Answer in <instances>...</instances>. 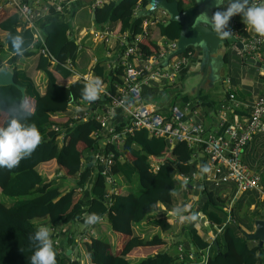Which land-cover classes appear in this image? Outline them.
Instances as JSON below:
<instances>
[{"label": "trees", "instance_id": "1", "mask_svg": "<svg viewBox=\"0 0 264 264\" xmlns=\"http://www.w3.org/2000/svg\"><path fill=\"white\" fill-rule=\"evenodd\" d=\"M195 1L187 5L185 0H179L180 10L185 11L194 6ZM252 1L250 0V3ZM147 4V0H110L94 8L95 24L98 28L110 26L119 34L127 32L133 39L143 32L144 21L152 18L136 16L138 6L143 8ZM58 14L60 13L55 7L50 6V12L46 15L49 17L45 16L39 21L43 26L42 33L46 38L47 48L55 59L51 61L50 57L40 54L37 68L43 71L47 78L46 92L42 94L35 80L17 66L21 56L30 57L35 54L31 51L34 43L33 31L22 28L21 18L15 10L8 11L4 6L0 8V69L5 67L6 61L12 68L16 84L25 89L24 97L23 92L16 86L0 87V127L6 126L7 108L11 103L23 105L26 113H30L26 122L35 123L43 138L39 147L29 158L23 159L18 167L11 170L0 168V264H30L29 257L35 247L29 236L40 227V222L36 221L47 219L48 223L45 224L48 227L63 223L71 226L74 231V224L92 213L97 214L100 219L107 217L112 231L124 235V239L120 241L122 250L115 252L113 244L105 235L92 237L90 243H85L90 264H180L177 257L168 252H158L138 262H132L129 258L136 248L165 244L161 236L145 239L135 235L134 226L146 220L157 204H162L167 210L172 211L170 208L174 204V194L182 184L176 176L192 175L198 171V161H193L192 158L195 151L184 142H177L171 149L167 139L150 136L147 130L136 131L127 136L121 149L115 145L107 147L108 151H116L114 174L119 177V185L122 182L126 184L127 191L114 195L110 205L106 197L108 190L105 179L98 174L96 180L93 179V187L89 190L91 199L89 193L78 192L76 188L84 186L94 170L89 164L82 170L81 161L87 154L99 149L100 142L93 137V133L98 131L101 125L95 116L86 120L69 118L65 122L54 119V115L65 112L72 101L77 103L84 100L82 90L87 84L78 80L66 87L58 82L53 73L54 70L63 77L70 78L72 72L69 64L75 62L78 55L75 39L68 36L70 24L63 20H53L47 24V21ZM165 23L160 22L155 26L164 40L162 44L152 40L153 27L149 29L151 34L139 41V49L145 59L161 51L167 52L172 43L179 39L180 23L172 22L168 26H165ZM237 24L240 33L247 36L244 24ZM16 38H19L20 51L14 47L13 42ZM190 52H193L192 47L184 55ZM103 71L104 66L97 64L94 73L102 76ZM123 76L124 67L120 65L111 75L104 77L111 94H115L118 87L122 86ZM70 99L71 102L68 104ZM187 100L184 99V102ZM30 101L35 103L33 109L28 106ZM99 102L105 104L110 102V98L106 96L105 101L100 99ZM55 125L60 126L65 133L62 141L60 139L62 131L54 130ZM162 156L165 160L159 162V169L155 171L151 165V157L159 159ZM55 160L57 164L52 163ZM206 162V159H201L203 167ZM41 165L48 173L61 170L66 177H77L75 185L72 188H65L60 183L62 179H66L65 177H61L59 181L48 182L38 171ZM79 172L80 175H77ZM135 175L139 179L138 186L135 184ZM254 201H247L245 196L236 200L232 207V216L236 221L228 222V212L225 210L227 197L218 196L205 184L199 210L222 229L220 233L215 230L216 237L211 245V255L207 264H264V248H261L258 242L248 239L241 219L246 211L251 212L254 217L261 216L264 205L259 201L252 210ZM243 209L245 212L242 213ZM193 216L195 219L189 218L188 225L182 229L183 232H188L189 238L187 244H182L186 251H190L192 246L198 253L210 243L197 229L196 213ZM167 219L166 214L154 219L152 225L159 227L163 232H170L173 226ZM66 242L67 246L74 243L69 237ZM215 242L219 249L216 248ZM68 259L67 254L61 257L56 255L57 264H80L77 260L71 263Z\"/></svg>", "mask_w": 264, "mask_h": 264}, {"label": "built area", "instance_id": "2", "mask_svg": "<svg viewBox=\"0 0 264 264\" xmlns=\"http://www.w3.org/2000/svg\"><path fill=\"white\" fill-rule=\"evenodd\" d=\"M94 7L101 6L105 0H92ZM110 1V0H109ZM187 5H190L194 0H185ZM259 4L261 0H253L252 3ZM7 5L15 9L21 18L22 28L31 29L34 34V43L31 50H37L39 54L50 57L51 61H55L47 48L46 38L42 30L38 26L39 21L48 15L50 6H54L55 10L63 14L65 10L66 0H55L51 4H46L42 0H7ZM141 8L138 6V9ZM168 16L166 11H161L160 14L146 19L143 23V32L132 39L131 45L128 46L126 54L122 59L121 66L124 67L123 84L118 87L115 94L108 93L110 102L101 112L90 111L89 109L82 110L83 115H79L75 120H86L95 116L96 121L101 125V128L93 133V137L98 139L100 147L94 153L87 154L83 159V167L87 165L88 161L93 166L94 172L91 177L96 180L100 174L106 183L108 190L107 199L109 204H112V197L114 195L122 194L119 190L118 175L114 174V165L116 163V151L107 150V147L115 145L121 149L126 142L128 135L134 134L136 131L147 130L150 136L165 138L168 140L170 148L172 149L177 142H184L190 149H194L192 155L193 161L197 160L198 171L192 175H181L182 181L186 184L190 191H199L205 188L206 182L213 184L215 187H222L231 183H235L240 193H247L256 191L264 200V186L262 184V177L259 172H253L243 160L246 148L254 139L255 135L263 128L264 121V96L258 98L252 106V111L249 118L235 123H222L223 131L221 133L210 134L206 136L202 123L198 122L195 116L186 118V108L183 111L178 106L171 109L169 115H164L157 108L148 104L142 98V88L144 85H151L152 83H174L178 78L181 70L190 64L194 52H190L184 56H177L173 58L169 65L164 68V61L162 60L167 54L177 48V41L172 43L167 52L161 51L148 59H145L139 49V41L148 37L149 29L163 21V17ZM237 23H232L229 29L232 35L238 38L243 44V51L245 54L259 58L261 56V49L264 45V37H259L255 33L245 36L241 34ZM110 26H107L108 28ZM21 28V29H22ZM72 31H68V35L72 36ZM124 35V34H123ZM264 76V72H263ZM163 82V83H164ZM233 99L234 95L231 94ZM117 109H122L126 120L120 125H115L112 122L114 114ZM118 127H121L119 130ZM54 130H61L60 139L65 137L64 131L60 126H53ZM122 159V157H121ZM201 159H206V165L209 168L208 172H202L203 168ZM153 167L158 170V164L154 163ZM51 181L60 179L62 172L48 175ZM80 175V174H79ZM93 179L84 186L77 188V191L84 193L93 187ZM198 196V195H195ZM199 197V196H198ZM228 212V222L235 223V218L232 216V208H225ZM198 216V228L213 227L217 229L218 233L222 229L218 228L216 224L212 223L202 212L196 209ZM170 220L171 224H180L181 216L172 214ZM191 217V215H190ZM189 217L187 216V219ZM182 221H186L183 219ZM84 230L87 232L78 233L71 231L70 228L64 224L59 226H51V234L54 235L53 243L58 248L60 254L64 253L66 249L62 247V240L68 238L74 240L77 244L74 246V255L70 259L84 264L78 252H82V243L90 240V236L95 233V224H82ZM197 228V229H198ZM69 234V236H68ZM207 241L210 245L196 254L191 246L190 251H186L184 245L179 242L176 245L177 259L180 264H207L211 255V245L214 243L216 232L211 231L207 234ZM202 256V260L198 261Z\"/></svg>", "mask_w": 264, "mask_h": 264}, {"label": "crops", "instance_id": "3", "mask_svg": "<svg viewBox=\"0 0 264 264\" xmlns=\"http://www.w3.org/2000/svg\"><path fill=\"white\" fill-rule=\"evenodd\" d=\"M42 1L46 4L55 2V0ZM108 1L109 0H105V2ZM6 2L7 0H0V8L4 6L8 8V11L15 10L13 7L8 6ZM227 3L228 1L225 3V7L227 6ZM65 5L64 13L58 14L54 18L50 19V21H47V24L52 23L53 20H63L68 22L71 26L70 30L72 31V36H68L75 39V42L78 46V55L75 62H71L72 69L70 71L72 72V75L70 78H65L62 76V74L54 70L53 73L58 82L66 87H69L72 83L80 80V78H88L90 81L99 78L101 84L100 98L98 100L89 102L84 99L77 103H73L72 101V104L69 105L65 112L54 115V119L60 120L62 122L67 121L69 118L75 120L77 116L83 115L84 112H82V110L84 109H90L92 112H101L103 108L108 106L107 104L109 102L105 104L99 102L100 99L105 101L107 94L110 93L108 83L105 82L104 77L111 75L113 71L121 65L120 62L124 58L126 50L128 46L131 45L132 41V39L129 37V33L127 32L123 35L119 34L111 27L106 28L107 26H105L104 28H98L96 26L94 19L95 7L92 0H66ZM142 9L143 8L141 7L136 10V16ZM160 13L161 11H158L156 15ZM48 17L49 16H46V18ZM167 20L168 16H164L163 21L167 22ZM233 23H242L241 16L235 15ZM38 26L43 31L41 22H39ZM155 26H153V28L151 27V38L153 41L162 44L164 40ZM249 32L250 34H253L251 31ZM31 51L35 52V54L30 57L21 56V58L17 61V66L22 70H25L35 80L41 93L44 94L46 92L47 78L45 73L41 70H38L37 68L40 54L37 50ZM220 53L224 55L226 60L221 71L220 81H214L212 77V69H210L208 74L203 78V72H200L199 68L200 57L196 56V53H193L190 64L181 70V72L178 74L176 82L165 83L163 81L164 83L162 82L144 85L142 88L143 100L157 108L158 111L164 115H169L171 109L174 106H178L183 111L188 108L189 111L186 112L187 115L185 119L195 116L197 121L202 123L206 136L210 134L221 133L223 131L221 127L222 123H235L249 118L252 111V106L254 105L255 101L258 98L264 96V45L262 46L260 52L261 56L259 58L245 54L243 47L240 48L237 44L228 45L227 50L225 52L221 50ZM252 60H254V62H251ZM259 62L261 65L258 64ZM97 64L104 66L102 76H97L94 73V69ZM5 67L10 70L12 69L9 65H7L6 61ZM164 68H166V65ZM231 94L234 95L233 99L230 98ZM184 99H188L187 102H184ZM70 102L71 99L69 100L68 104ZM34 105L35 103L30 101L28 106H31V109H33ZM125 120L126 118L124 117L123 110L117 109L114 114V118L112 119L113 124L120 125L124 123ZM259 132L260 133L256 135V138H254V140L251 142L254 143L253 150L255 149V151L259 154L260 161L262 162L263 170L260 174L262 177V184L264 186V121L263 128ZM257 147H262L263 150L259 151L257 150ZM154 160V158H151L152 166ZM57 172H61V170H58ZM176 177L180 178L178 175ZM206 183L208 187V182ZM231 184H234L236 187L235 196L231 199L229 198L230 191L232 190L230 188V184L224 185V187H228L229 190L223 195H218V193H216L218 196L228 198L227 200L229 202L226 204L228 208L232 207L235 201H238L244 195V193H240L238 191L235 183ZM126 187V185H120V192L124 193L126 191ZM179 188L180 190L174 194V209L179 206L177 209L179 211L171 209L172 211H169L168 215L170 217L169 221L173 217V212L177 216H180L183 209L182 205L185 206L183 209L185 212L183 214L185 215H182L179 219V222L181 223V220L183 219H186L187 221V216L190 217L191 215L192 217L194 215L193 213H195L196 209H198L199 201L201 199V192L190 191L189 189H186L183 184H181ZM251 192L256 193V199L252 204L251 209L254 210L256 207L255 203L259 201L264 205V200L260 197V194L256 191ZM195 195H198L199 197ZM165 211L166 206L157 204L153 209V212H157V216L150 218L148 221L144 220L142 223L135 225V235L141 236V238L151 239L154 236H161L158 235L159 233H166L163 232L159 227L150 225L154 219L163 217ZM258 219H264V209L262 210L261 216L255 217V222ZM107 223L109 224L106 217L101 223H99L97 231L101 235H105V237L110 239L112 244L115 240L113 248L115 252H118L122 250V244L120 241L124 239V235L114 232L112 229L110 231ZM76 228L77 230H82L83 226L78 225L77 227H74V229ZM208 228L209 227H204L201 229L198 228L200 235L205 236L208 233L211 234V231L215 232L213 227V230L208 232L205 231ZM149 229L152 230L155 235L146 236ZM253 229H256L255 224L253 225ZM246 231L252 233L255 230L249 231L246 229ZM170 233L173 234L171 230ZM162 237L163 234L161 238ZM168 238L171 239V244H169L170 246H175L180 242L176 236L169 235ZM168 238H162L165 240V244L161 246L139 247L134 249L131 252L129 259L131 261L134 259V262H138L142 258L158 253L159 249L166 245V240H168ZM175 250L177 255V248H175ZM69 254L71 255V253Z\"/></svg>", "mask_w": 264, "mask_h": 264}, {"label": "clouds", "instance_id": "4", "mask_svg": "<svg viewBox=\"0 0 264 264\" xmlns=\"http://www.w3.org/2000/svg\"><path fill=\"white\" fill-rule=\"evenodd\" d=\"M225 3H226L225 0H214V6L216 7L217 10L214 11L211 14V16H209L207 11H203L199 13L198 16L196 17L195 23L210 26L211 31L215 33L216 36L220 40H225L232 36V31L229 29V27L233 23L232 21L231 25L229 26V22L231 18L235 15H240L241 22L245 25V28L247 30L255 33L259 37H264V0H261L259 4L254 3V2L250 3V0H228L226 7H225ZM219 9H223V10H219ZM159 11H162V10H159ZM156 13L152 15L151 17L155 16ZM18 40L19 38H16V40H14L13 43H14V47L17 48V51H20ZM69 66L71 67L70 69H72L71 63L69 64ZM80 80L87 83L84 89L82 90L83 98L89 102L98 100L100 98V84H101V81L99 80V78H96L92 81H90L88 78H80ZM7 113H8V120L6 122V126L0 127V168H7L11 170L13 168L18 167L20 162L23 159L29 158L32 155V153L42 143L43 138L35 123L26 122L27 117L28 115H30V113H26V110L24 109L23 105L17 106L15 103H11L9 107L7 108ZM162 157H160L159 159H155L153 162V164L154 163L158 164V168H159V162L165 160V159H162ZM54 162L57 164L56 160ZM82 162H83V159L81 161V166H82V170H84L85 166L83 167ZM87 164H91V163L88 161ZM90 166L93 167L92 165ZM38 171L46 177L48 182H51L54 180H58V181L60 180V179L53 178L51 181H49L50 179L46 175V173L48 172L46 171L43 165L38 167ZM94 171L95 170H92V172ZM201 171L206 173L209 171V168L207 166H204L201 169ZM53 173L56 174V171ZM53 173H48V175H52ZM79 174L80 172L77 175ZM181 175L182 174H178V176H181ZM61 177H66V176L63 173ZM66 178H73V177H66ZM176 178L182 182V184L184 185L186 189L189 188L182 181L181 177L180 178L176 177ZM92 179L93 178L90 176L88 179V182ZM118 184H119V177H118ZM84 193H89V190ZM201 194H202V191H201ZM89 197L91 199L90 193H89ZM199 204H200V201H199ZM225 208H228V207L226 206ZM198 210H199V206H198ZM195 213L193 214L195 215ZM182 215H185V214H180V216ZM167 216H168L167 222L171 226L174 225L170 223L169 221L170 217L168 214ZM189 218L195 219V216H192ZM83 219H86V220L82 221ZM103 219H100V217L97 214L92 213L88 217L85 215L81 219V221L74 224V227L75 226L77 227L78 225H82V224L92 225L96 223L95 233L90 236V240L87 242V243H90L92 237H97L96 227L97 225H99V223L103 221ZM188 219H187V222H188ZM61 224L63 223H60L59 225ZM68 227L70 228L69 230L71 231L72 227L71 226H68ZM50 228L51 227L40 226L39 228L35 230V232L32 235L29 236V240L35 247V250L33 251L32 255L29 257L30 264H57L56 255L61 257V255L67 254V256L69 257L68 261H70V259L74 255V251L72 249H74V246L77 243L74 242L70 246H67L66 240L68 238L67 237L64 238L62 240V247L63 249H66V251L60 254L58 251V248L53 243L52 239H54V235L51 234ZM75 230L77 231L76 233L81 231V230H77V228L74 229V231ZM82 232L85 233L87 231L82 229ZM203 237L206 238L208 237V235H205ZM71 241H74V240H71ZM256 242L259 243V241H256ZM176 245L174 246L175 248H176ZM81 246L85 248V243H82ZM68 251H71L70 252L71 255L68 253ZM77 256L80 257V252L77 253ZM88 263H90L89 259H88Z\"/></svg>", "mask_w": 264, "mask_h": 264}, {"label": "water", "instance_id": "5", "mask_svg": "<svg viewBox=\"0 0 264 264\" xmlns=\"http://www.w3.org/2000/svg\"><path fill=\"white\" fill-rule=\"evenodd\" d=\"M148 4L138 12L137 16H152L159 10L166 11L168 20L165 26L172 22H178L181 25L180 36L177 41V48L167 54L163 59L164 65L168 66L170 61L182 54H185L190 47L196 56L200 57V72H203V78L210 69H212V77L214 81L221 80V71L225 64V57L220 53L227 50L228 45L237 44L240 48L243 47L241 41L235 36L228 39L220 40L215 33L210 29V26L204 24H196L195 20L199 13L207 11L209 16L216 11L214 0H196L195 5L185 11H181L179 7V0L170 2L169 0H147ZM226 2V0H225ZM221 10V9H219ZM233 16L229 22V26L234 20ZM96 13L94 12V19ZM251 62H254L252 60ZM258 64L261 65L259 62ZM264 67V66H263ZM2 86H16L23 92L25 97V89L15 82L14 73L12 70L3 67L0 69V87ZM165 159V157H162ZM91 165V164H89ZM256 229L254 233L245 232L249 240L259 241L261 248H264V219H258L255 222ZM215 246L219 249L217 242ZM71 251H68L70 253Z\"/></svg>", "mask_w": 264, "mask_h": 264}, {"label": "rangeland", "instance_id": "6", "mask_svg": "<svg viewBox=\"0 0 264 264\" xmlns=\"http://www.w3.org/2000/svg\"><path fill=\"white\" fill-rule=\"evenodd\" d=\"M260 132H258L256 135H258ZM256 135L254 138H256ZM254 140V139H253ZM253 145L254 143L251 142V144L249 145V147L247 148V150L245 151L244 153V156H243V160L248 164V166L250 167L251 170H254L253 172H259V173H262V162L260 161V156L259 154L255 151V149L253 150ZM81 148H83V146H81ZM257 150H263L262 147H257ZM261 175V174H260ZM66 178V177H65ZM76 178L77 177H73V178H66V179H62L60 181V183L62 185H64L65 188H72L75 183H76ZM135 184L136 186L139 185V179H138V176L135 175ZM121 185H126L124 182L121 183ZM180 187V186H179ZM178 187V189L176 190V192H178L180 190V188ZM208 188L213 190L215 193H218V195H223L224 193H226L229 189L228 187H221V188H218V187H215L213 184L209 183L208 182ZM230 188L232 189L230 191V194H229V198L231 199L232 197L235 196V193H236V187L234 186V184H230ZM127 189V187H126ZM127 191V190H126ZM175 192V193H176ZM248 201H251V200H255L256 199V193L254 192H247V193H244V195ZM228 199V198H227ZM235 199V198H234ZM229 202V201H228ZM174 204L172 206V208L170 209H173V210H176L178 209L179 206H177L175 209H174ZM183 209L185 206H183ZM181 211V213H185L184 211ZM153 212V211H152ZM150 213V215L146 218V220L148 221L150 218H153V217H156L157 216V212H153V213ZM169 210H167V207H166V211H165V214H168ZM245 212V209L242 210V213ZM241 219H242V225L244 226L243 229L246 231L247 230H252L253 229V225L255 224V217L253 216V214L251 212H245L242 216H241ZM182 221V220H181ZM198 221V220H197ZM40 222V226H47L45 224V222L48 223V220L47 219H43V220H39V221H36V223H39ZM108 224V223H107ZM106 224V225H107ZM152 225V224H150ZM186 225H188L187 221H182L179 225L177 226H173V228L171 229V232L172 233H159L158 235H161L163 234V237H165L166 239L169 237V235H172V236H176V238H178L180 240L181 243H185L187 244L188 241H189V238H188V232L187 231H182L183 229V226L186 227ZM108 228H110V231H111V227L110 225L108 224L107 225ZM98 225L96 227V235H101L100 233H98L97 229H98ZM213 230L212 227H209L207 230L205 231H211ZM255 230V229H253ZM206 232V233H207ZM155 235L153 233L152 230H148V233L146 234V236H153ZM103 236V235H102ZM162 237V238H163ZM115 238V236H114ZM115 241V240H114ZM114 241H113V244H114ZM166 245L161 247L159 249V253H162V252H168L170 253L171 255L175 256L176 255V250H175V247L174 246H170L169 244H171V239L168 238V240H166ZM170 242V243H169ZM80 258L82 260V262L84 264H90L88 263V256H87V252H86V249L82 247V252H80ZM134 260V259H133ZM132 260V262H134ZM202 260V256L200 257V259H198V261H201Z\"/></svg>", "mask_w": 264, "mask_h": 264}]
</instances>
